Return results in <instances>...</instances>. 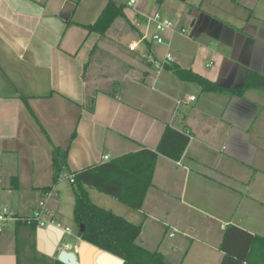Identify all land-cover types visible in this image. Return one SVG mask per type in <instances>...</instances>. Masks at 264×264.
I'll return each instance as SVG.
<instances>
[{
	"label": "crops",
	"instance_id": "obj_1",
	"mask_svg": "<svg viewBox=\"0 0 264 264\" xmlns=\"http://www.w3.org/2000/svg\"><path fill=\"white\" fill-rule=\"evenodd\" d=\"M114 1L124 16L100 35L84 25L107 0H0V209L27 216L50 187L52 214L69 227L8 221L0 264H54L61 249L80 264H121L83 241L59 210L52 148L68 145L69 176L104 155L154 149L166 125L189 135L182 157L158 155L140 209L111 203L142 225L137 243L167 264H219L227 225L264 237V196L238 189L264 188V89L207 92L166 67L232 88L249 71L264 77V0ZM155 12L176 29L162 32V43L151 37ZM143 33L147 50L135 45ZM158 52L172 53L161 68Z\"/></svg>",
	"mask_w": 264,
	"mask_h": 264
},
{
	"label": "trees",
	"instance_id": "obj_2",
	"mask_svg": "<svg viewBox=\"0 0 264 264\" xmlns=\"http://www.w3.org/2000/svg\"><path fill=\"white\" fill-rule=\"evenodd\" d=\"M124 16L123 5L107 0L96 20L84 25L88 32L100 35L109 28L115 18ZM168 69L181 80L198 83L203 91L232 92L240 96L247 88L264 89V77L249 71L244 84L240 87H225L211 82L191 70L177 65H167ZM76 135L74 131L70 139ZM189 135L166 125L154 149L141 148L128 152L108 161L101 162L72 172L74 186L73 222L78 236L85 242L121 259V264H167L158 250H150L137 243L142 225L135 224L110 209L94 204L85 186L118 200L133 209L142 207L159 154L179 160L189 142ZM68 145L52 148V182L59 180L66 167ZM50 187L44 188L48 190ZM18 225L24 224L16 221ZM80 225L83 229L80 230ZM223 252L219 264H264V237L252 234L236 225L226 226L219 246ZM54 264H64L58 259Z\"/></svg>",
	"mask_w": 264,
	"mask_h": 264
},
{
	"label": "built area",
	"instance_id": "obj_3",
	"mask_svg": "<svg viewBox=\"0 0 264 264\" xmlns=\"http://www.w3.org/2000/svg\"><path fill=\"white\" fill-rule=\"evenodd\" d=\"M134 0H129L127 2L128 5H132ZM154 22L155 27V34H153V39L158 42H163V37H161L160 33L164 32L165 30L169 29L172 31H176L173 23L168 19H162L161 15L158 12L153 13L149 16ZM178 30V29H177ZM178 31L183 32V29ZM134 45L130 46V49H133ZM171 55L170 53H166L164 61H156L155 64L158 68H161L165 61H170ZM193 99V97H191ZM110 159L109 155H104L103 160L108 161ZM69 180L73 181V175H69ZM53 192L51 190H46L43 196L38 201L37 207L27 216H18L14 212L10 211L7 207H3L0 209V232L2 231L3 227L8 221H21L26 225L34 226L35 228H42L46 226H53L57 229L63 230L68 232L69 227L63 225L60 221H58L48 205V199L52 196Z\"/></svg>",
	"mask_w": 264,
	"mask_h": 264
},
{
	"label": "rangeland",
	"instance_id": "obj_4",
	"mask_svg": "<svg viewBox=\"0 0 264 264\" xmlns=\"http://www.w3.org/2000/svg\"><path fill=\"white\" fill-rule=\"evenodd\" d=\"M159 14H160V12H159ZM144 34L145 33H143L142 37H140V36L137 37L138 41L136 40L137 42L135 43V45L142 43L143 47H145V48L147 47V46H145V44L143 42V38L144 37L147 38V35L146 34L144 35ZM153 34H155V30H154ZM153 34L151 37H153ZM160 35H161V37H163L162 33H160ZM154 43H156V42H154ZM146 50H147V48H146ZM169 53L172 56V53L171 52H169ZM156 55H157V58L159 61L162 62L165 60V56H161L159 52L156 53ZM158 60H156V61H158ZM238 186H239L238 189L244 194L245 197H247L246 195H249V194H251L252 196L256 195V197H258V196H260V195H258L259 192L262 196H264V193H263L264 188L262 186L260 187L258 182H252L250 185L249 184H243V185H238ZM55 188L57 190H59V193H60L59 201H57V203H58L57 205L59 207V210L63 214L72 215L73 205H74V186L72 185L71 181L69 180V176H66V175L64 176V173H63L61 175L59 182L55 186ZM86 190L89 192L88 195H89L90 200L98 206H101V207L106 208V209H110L111 207H113L111 205V203L113 202V203H117L118 205L125 207L124 204L118 202L117 200L108 196L107 194L99 192L95 188L86 186ZM258 198H260V197H258ZM244 199H245L244 201H246V202L250 201V200H246V198H244ZM263 200H264V197H263ZM113 212H115V211H113ZM72 221H73V219H72ZM208 222H211V219H205L203 221V223H205V225ZM72 224H74V222H72ZM195 225H198V224H195ZM196 228H197V226H196ZM74 229H76L75 224L73 226V230Z\"/></svg>",
	"mask_w": 264,
	"mask_h": 264
},
{
	"label": "water",
	"instance_id": "obj_5",
	"mask_svg": "<svg viewBox=\"0 0 264 264\" xmlns=\"http://www.w3.org/2000/svg\"><path fill=\"white\" fill-rule=\"evenodd\" d=\"M80 230L83 229V225H80ZM57 259L61 261L64 264H80L79 261L76 258L75 253L71 251H66L65 249H61Z\"/></svg>",
	"mask_w": 264,
	"mask_h": 264
}]
</instances>
